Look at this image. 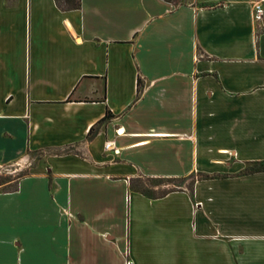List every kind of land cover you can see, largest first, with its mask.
I'll return each mask as SVG.
<instances>
[{"label":"crops","instance_id":"obj_1","mask_svg":"<svg viewBox=\"0 0 264 264\" xmlns=\"http://www.w3.org/2000/svg\"><path fill=\"white\" fill-rule=\"evenodd\" d=\"M79 1L0 0V172L33 158L0 184V264H203L219 240L263 255L251 0Z\"/></svg>","mask_w":264,"mask_h":264},{"label":"rangeland","instance_id":"obj_2","mask_svg":"<svg viewBox=\"0 0 264 264\" xmlns=\"http://www.w3.org/2000/svg\"><path fill=\"white\" fill-rule=\"evenodd\" d=\"M28 160H32L27 158ZM29 161V162H30ZM28 162V161H27ZM25 163V166L29 165ZM25 166H6L1 169L0 175L4 178V181L11 180L12 182L8 186L14 187L16 183L17 177L27 173ZM196 179L195 175L182 178V179H169V180H137L132 183V185L138 186L140 184L142 187H145L150 195H160L166 190H176L180 187H188L189 189L192 187L194 181ZM5 187V188H8ZM239 241L234 240L226 243L222 240H219L217 247V257L215 256L214 251L211 252V248L204 247V261L203 264H264V254L260 255L259 247L252 246L251 248L243 247ZM215 247L212 249L214 250ZM264 249V248H262ZM208 253V254H207ZM212 253V257L210 256ZM217 259V262H214Z\"/></svg>","mask_w":264,"mask_h":264},{"label":"trees","instance_id":"obj_3","mask_svg":"<svg viewBox=\"0 0 264 264\" xmlns=\"http://www.w3.org/2000/svg\"><path fill=\"white\" fill-rule=\"evenodd\" d=\"M57 2V5L61 8V9H64V10H67V9H73V8H77L80 4V1L79 0H56ZM110 112L109 110L106 112L104 118H108L110 116ZM93 131V127L90 128L89 132L91 133ZM258 171H264V161H258V162H254L252 164H250L248 167H246V169L244 170V173H253V172H258ZM151 180H164V178H153ZM165 180H169V179H165ZM134 181H137V180H132L131 182V185L130 187L132 189H135L143 194H145L146 196H149V197H160V196H163L165 195L167 192H169L170 190H166L164 191L163 193H161L160 195H150L147 191V189L145 187H142L140 184H138V186H135L132 185V183ZM5 181H4V178L0 175V184H4Z\"/></svg>","mask_w":264,"mask_h":264},{"label":"built area","instance_id":"obj_4","mask_svg":"<svg viewBox=\"0 0 264 264\" xmlns=\"http://www.w3.org/2000/svg\"><path fill=\"white\" fill-rule=\"evenodd\" d=\"M253 7V19L256 22H260L264 19V0H251ZM106 147L112 148V142H106Z\"/></svg>","mask_w":264,"mask_h":264}]
</instances>
